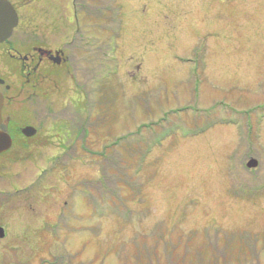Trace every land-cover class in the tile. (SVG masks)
Masks as SVG:
<instances>
[{
    "label": "rangeland",
    "instance_id": "rangeland-1",
    "mask_svg": "<svg viewBox=\"0 0 264 264\" xmlns=\"http://www.w3.org/2000/svg\"><path fill=\"white\" fill-rule=\"evenodd\" d=\"M10 1L3 71L25 40L75 41L71 71L51 66L21 104L37 143L0 157V264H264V120L255 135L238 115L264 113V0ZM198 109L225 125L202 133ZM89 111L86 148L64 156L65 119Z\"/></svg>",
    "mask_w": 264,
    "mask_h": 264
},
{
    "label": "flooded vegetation",
    "instance_id": "flooded-vegetation-1",
    "mask_svg": "<svg viewBox=\"0 0 264 264\" xmlns=\"http://www.w3.org/2000/svg\"><path fill=\"white\" fill-rule=\"evenodd\" d=\"M37 34L38 33H33V35ZM11 37L5 42L0 43V58L5 56L7 53L11 54L12 48L9 45ZM31 40L24 41L23 47L28 49L27 52L17 53L16 56L12 55L14 59L16 58L19 61V74H15L14 71L5 72L0 68V79L4 81L0 82V92L4 97L2 120L0 121V132L6 130L12 139L11 148L8 151L0 154V157L13 153L14 151L17 152L27 150L29 147H32L37 143L42 120L35 114V111H33V114L31 113L32 115L22 114L23 107L21 104L24 102L32 103L36 101V90L38 88L43 89V87L46 88V86H48L50 82L49 69L51 66L58 65L64 67L63 69L66 68L67 72L69 73L72 68V63L74 62V57H72L69 53L67 54L66 49L69 47L71 42L75 41V39H73L74 41L70 40L67 42L68 45H65V47L57 46L53 48H50L47 46V44L45 46L33 47H31L32 44L26 45L27 43H30ZM53 44L55 43L53 42ZM17 79H21L22 81L17 83ZM47 80L48 82L45 85L44 83ZM25 91L28 94V97L27 99H21L20 97L23 93H25ZM256 121L259 122L260 120L256 119ZM256 121H252V123L247 124L248 131L253 130ZM27 126L36 128V133L32 136L25 135L23 130ZM42 143L43 142H40V144ZM18 158L15 157V159ZM0 167H2V169H6L5 166ZM2 169L0 168V170ZM3 195L4 192L0 191V207L2 205L1 200H5L7 197L6 195ZM0 227H2L4 230V236L0 237L1 240L6 237V229L1 225ZM10 248L13 249L12 247ZM3 264L13 263L4 261ZM14 264L18 263L16 262ZM26 264L30 263L27 262Z\"/></svg>",
    "mask_w": 264,
    "mask_h": 264
},
{
    "label": "water",
    "instance_id": "water-1",
    "mask_svg": "<svg viewBox=\"0 0 264 264\" xmlns=\"http://www.w3.org/2000/svg\"><path fill=\"white\" fill-rule=\"evenodd\" d=\"M19 24V17L16 8L9 0H0V43L8 40L14 29ZM0 82H4L0 79ZM4 103V97L0 92V121L2 120V107ZM27 136H32L36 133V129L32 126H27L23 130ZM12 146V139L10 135L5 131L0 132V154L8 151ZM250 168L257 166V161L251 160L248 163ZM4 236V230L0 227V237Z\"/></svg>",
    "mask_w": 264,
    "mask_h": 264
},
{
    "label": "trees",
    "instance_id": "trees-1",
    "mask_svg": "<svg viewBox=\"0 0 264 264\" xmlns=\"http://www.w3.org/2000/svg\"><path fill=\"white\" fill-rule=\"evenodd\" d=\"M76 113H78V114L74 115L73 118L65 119V122H67L68 125H71V124H73L72 122L75 121V126L72 125V128L74 129V134L76 136V138H75L76 141L72 145H75V146L77 145L78 146V142H80V146L82 148H86L85 144L87 143V140L85 139V137H86V135H89L88 134L89 131L84 129L83 126L80 127V126L76 125V123H77L78 120H80L81 117L83 119L86 117L89 120L88 122H90L91 117L93 116V113L91 111H89L86 115H83L81 112H76ZM78 115L80 116V118H78ZM150 137H151L150 139H152V142H151L152 144L148 145L146 147V152H144L145 150H143V152H141V154H140V155H142V158H140L141 160H144V157L150 152V148L153 146L154 143H156V141L153 140L152 136H150ZM157 142H160V141L157 139ZM136 143H138V142L131 141V145L136 144ZM73 148H74L73 146L67 147V150H66L64 156H66ZM87 150L92 151V149H89V148ZM104 156H105V154H104ZM112 160L113 161L115 160L114 155H113ZM4 195H6L7 197H10L12 194H4ZM226 264H228V262Z\"/></svg>",
    "mask_w": 264,
    "mask_h": 264
},
{
    "label": "bare ground",
    "instance_id": "bare-ground-1",
    "mask_svg": "<svg viewBox=\"0 0 264 264\" xmlns=\"http://www.w3.org/2000/svg\"><path fill=\"white\" fill-rule=\"evenodd\" d=\"M208 132V131H207Z\"/></svg>",
    "mask_w": 264,
    "mask_h": 264
}]
</instances>
